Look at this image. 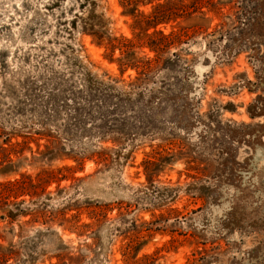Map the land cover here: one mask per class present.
Listing matches in <instances>:
<instances>
[{
	"label": "rangeland",
	"instance_id": "rangeland-1",
	"mask_svg": "<svg viewBox=\"0 0 264 264\" xmlns=\"http://www.w3.org/2000/svg\"><path fill=\"white\" fill-rule=\"evenodd\" d=\"M31 1L21 10L23 0H0V143L8 134L13 142L31 136L43 149L47 140L36 132L55 107L51 79L71 70L63 52L50 53L63 46L48 42L53 34L25 26L43 3ZM223 1L220 12L207 6L192 19L157 26L180 34L164 57L176 58L178 80L191 77L178 89L194 99L180 95L171 108L149 109L157 130L144 126L120 139L129 144L125 154L133 150L121 154L120 165L104 166L97 156L42 162L31 142L34 151L24 155L32 160L0 175V182L22 175L37 182L38 173L55 171L37 195L28 189L0 196V247L13 252L6 264H264V0ZM104 3L113 35L137 42L138 17L118 0ZM140 9L149 13L153 4ZM38 16L51 20L44 9ZM78 40V55L92 71L126 81L137 75L132 67L121 73V49L105 38ZM172 77L154 76L147 87H169ZM62 117L47 130L60 134ZM102 145L120 143L109 138Z\"/></svg>",
	"mask_w": 264,
	"mask_h": 264
},
{
	"label": "trees",
	"instance_id": "trees-1",
	"mask_svg": "<svg viewBox=\"0 0 264 264\" xmlns=\"http://www.w3.org/2000/svg\"><path fill=\"white\" fill-rule=\"evenodd\" d=\"M105 1L107 0H43L42 7L37 5L35 15H32L25 24L30 32L40 28L53 34L54 38H50L48 42L55 40L56 43L63 44L60 51L51 49L50 53L65 54L71 75L67 78L65 72L54 71L55 76L51 81L56 91L50 93L48 97L50 104L55 106L48 120L54 121L55 118L59 116L61 118L64 114L61 127L63 129L59 127L60 134L57 135L54 131L47 130L46 125L49 121L42 120L41 130L36 133L40 138L47 140L43 149L36 138L23 136L21 141L13 142L11 138L15 135L8 134L0 143L1 176L11 175L26 166L30 158L24 155L25 151H34L30 145L31 142H35L38 153L45 156L41 159L42 162L70 157L82 163L87 157L97 156L104 166L120 165L123 149H127L129 145L121 142L120 139H126L127 135L132 133L134 136L140 135V130L145 129L144 126L151 131H156V127L151 125L154 115L152 111L157 108L167 107L168 109L175 106L180 95L189 101L194 99L188 89H178V82L185 80L183 85L185 87L192 82L191 77L181 76L178 80L179 73L172 75L176 72V58L174 60L164 57L167 49L180 37V34L175 32L166 34L163 30L157 29V26L179 18L192 19L194 13H203V8L210 6L212 0H118L125 12L138 17L137 42L123 35H113V20L108 16L109 8ZM145 1L153 4V9L149 13L140 9ZM220 3L223 5L225 2L222 0ZM221 4L220 6L212 4L209 9L220 12ZM32 5L31 0H23L22 7L19 9L27 10L32 8ZM42 9L50 17V22L46 19L40 20L38 14ZM42 25H45V29H42ZM151 28L154 29L152 32H150ZM84 34L98 39L99 42L105 38L112 48H120L122 56L117 61L120 64L121 73H124L127 67H132L137 71L135 78L126 81L122 77L113 76L107 72L99 75L92 71L78 55L77 44L80 43L78 37ZM143 47H148L155 55L142 54ZM154 76L164 78L163 81L173 76V82L169 83V87L148 89V82ZM75 77L77 78L74 79ZM129 108L132 110L131 113L128 111ZM148 110L153 115L146 113ZM111 134H122V136L115 138L111 137ZM3 135L4 132L1 131V136ZM109 138L120 143V146L118 148L103 146L102 142ZM132 151L131 147L129 153L124 155L127 157ZM14 154L17 156L15 159L11 157ZM35 158L38 160L40 157H33ZM152 163V161L149 162V164ZM54 175L55 171L44 170L38 173L37 182H34L32 175H22L21 179L0 182V196L17 198L18 192L28 189L30 192L33 189L32 194L37 195L38 189H45ZM7 216L3 214L1 218ZM12 253L0 247V262L6 264Z\"/></svg>",
	"mask_w": 264,
	"mask_h": 264
}]
</instances>
